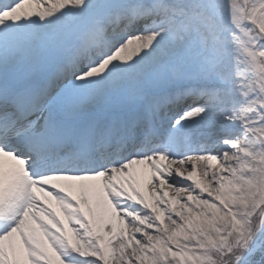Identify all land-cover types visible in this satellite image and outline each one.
Returning <instances> with one entry per match:
<instances>
[{"label":"snow or ice","instance_id":"1","mask_svg":"<svg viewBox=\"0 0 264 264\" xmlns=\"http://www.w3.org/2000/svg\"><path fill=\"white\" fill-rule=\"evenodd\" d=\"M0 264H264V0H0Z\"/></svg>","mask_w":264,"mask_h":264}]
</instances>
